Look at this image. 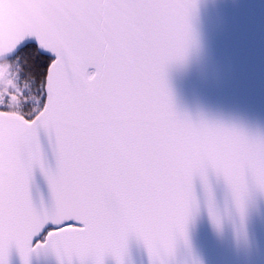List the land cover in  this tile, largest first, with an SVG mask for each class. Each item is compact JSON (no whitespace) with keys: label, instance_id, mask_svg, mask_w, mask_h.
I'll return each mask as SVG.
<instances>
[{"label":"snow or ice","instance_id":"1","mask_svg":"<svg viewBox=\"0 0 264 264\" xmlns=\"http://www.w3.org/2000/svg\"><path fill=\"white\" fill-rule=\"evenodd\" d=\"M191 0H0L9 59L43 58L38 107L0 103V264L51 247L59 264H120L130 237L166 245L184 232L192 182L209 166L264 185V137L193 123L174 108L165 70L200 46ZM19 63V60H17ZM55 158L48 166L41 140ZM51 202L34 203L35 170ZM25 264L27 261L25 259Z\"/></svg>","mask_w":264,"mask_h":264},{"label":"water","instance_id":"2","mask_svg":"<svg viewBox=\"0 0 264 264\" xmlns=\"http://www.w3.org/2000/svg\"><path fill=\"white\" fill-rule=\"evenodd\" d=\"M199 3L196 24L200 46L189 49L186 30L180 56L165 70L175 110L199 123L236 128L264 137V0H191ZM10 45L0 46V62ZM6 119H18L6 112ZM45 159L55 168L46 139ZM34 203L48 204L50 192L39 170L30 184ZM59 264L51 247L29 250L25 258L13 250L8 264ZM104 264H115L106 256ZM120 264H264V185L259 181L229 183L209 166L206 178L192 182V200L184 232L166 245L153 242L150 253L142 239L130 237Z\"/></svg>","mask_w":264,"mask_h":264},{"label":"trees","instance_id":"3","mask_svg":"<svg viewBox=\"0 0 264 264\" xmlns=\"http://www.w3.org/2000/svg\"><path fill=\"white\" fill-rule=\"evenodd\" d=\"M42 59L35 50L28 49L0 63V103L7 105L6 112L17 114L38 107L39 85L23 66L27 65L39 73Z\"/></svg>","mask_w":264,"mask_h":264}]
</instances>
